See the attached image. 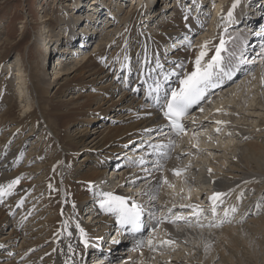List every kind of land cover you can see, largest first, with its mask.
<instances>
[{"label":"bare ground","instance_id":"1","mask_svg":"<svg viewBox=\"0 0 264 264\" xmlns=\"http://www.w3.org/2000/svg\"><path fill=\"white\" fill-rule=\"evenodd\" d=\"M131 1L76 0L73 7L74 12L69 14L71 17L57 16L53 20L45 19V21H50L51 31L56 32V39L61 38L60 44L55 46L54 50L56 51L53 50L56 55L53 51L49 53L51 57H57V62L60 61L63 65L60 68L56 67L53 72V75H57L54 76L55 81L59 83L63 80V77L59 75V70H63L62 74L66 77L62 84L57 87V91L53 95L51 94L52 96L50 95L51 92L47 90L51 87L50 84L48 83V87H45L46 85L44 86L41 83L42 91L40 92H43L44 97L41 98L38 106H36L37 108L33 111L35 119L32 117V113L27 114L24 118L20 117L21 119L16 117L13 120L15 126L13 125L9 131H5V137L4 135L0 137V180L3 177L13 180L25 176L24 173H26L27 167H22L24 171L20 170L21 167L18 168L23 149L30 139L29 136L37 135L41 139L42 136L40 135H43L45 137H43V144L40 146L41 148H37L40 151L34 155H44L52 141L56 143L62 139V142L68 146L66 147L62 143L56 144V154L61 153L60 159H54L52 163L49 161L50 165L46 163L47 171L53 174L56 173V176H54L57 183H60L66 189L65 192L62 190L64 196L62 200L60 199L61 190L60 192L57 191L59 194V202L57 203V200L51 199L53 198L51 196L52 185L49 182L33 180L34 184L21 188L15 187L11 195L0 198L2 200L0 202V231L2 226L7 223L6 216L10 218L14 207L21 208L20 217L16 221L18 223L14 222V227L12 226V229H9L11 232L9 231L8 235L5 234L2 237L3 241H1L2 238L0 239V264H65L69 256H72L74 264H87L89 260L90 264H96L97 254L95 253L99 252H101V257L97 260L99 261L98 264H164L167 262V264H237V262L238 264H264V242L252 239L247 234L248 232L253 236L264 235V202L261 201L264 197V84L261 83V77L264 75V55L261 54L264 53V47L261 48L258 45L262 34H264V0H239L236 9L241 8L237 11L233 9L231 18L228 17V11L232 8L234 0L225 3L222 0H180V3L183 2L184 6L182 4L178 5V0H166V4L161 5V9H158L157 0H142L141 2L136 0L137 3L132 6L135 8L138 6V8L131 12L129 21L117 36V41L112 45L108 44L107 40L110 39V36L102 43V35L98 34L101 32L105 34L111 27L116 26L119 22L116 17L120 16L118 14L114 15V12L112 13V7L110 8L108 3L114 9L117 7L121 12L119 14H122L123 9L127 8L128 4H132ZM160 2L162 4L161 0ZM208 2H211V5H208ZM242 3L244 6H242ZM78 5L91 11L77 13ZM212 6H215L213 10L217 15L209 12L208 8ZM106 8L108 9L106 10ZM192 9L195 11L194 14H190ZM145 14L148 15L149 20L144 19V23H146L142 26L139 20ZM256 14L257 16H255ZM221 17L223 23L221 21L220 25L219 20ZM226 20L231 21H228L227 24ZM232 20L233 23L231 24ZM208 21L212 24L209 23L210 27L206 30ZM226 24L227 26H225ZM196 31H198L197 34ZM215 31H217L218 37L210 38ZM49 32L50 30H46L41 37L37 36V41H42L48 37ZM192 33L199 37L196 39L194 47L188 48L184 37L188 36L189 39ZM44 34L47 35L43 36ZM82 34H85V36H82ZM221 36H226L225 40L231 38L233 42H230L227 47L229 50L230 48L235 50L237 56L243 51L245 58L251 60L249 54L253 49L255 55L252 61L254 63L242 65V70L238 71L236 75L244 72L234 81L233 79L225 80L221 86L209 90V94L205 98L208 101V106L202 107L203 111L200 110L199 113H196L197 124L188 121L187 136L183 135L178 139H174L177 134H174V130L165 120L158 105L148 95L150 86H154L152 77L141 76L137 69L150 70L149 65L155 67V60L158 58L163 65L161 73L164 71L171 73L175 66L181 63L184 64L183 70L190 71L199 45L205 40L212 42L209 57H206L208 59L214 53V45L219 42ZM65 39L68 42L64 41ZM90 42L95 45V48L81 54L82 48L89 45ZM112 47L114 48L111 49ZM76 53L81 55L77 57ZM125 55L131 58V70L121 68ZM107 56H110L109 59H107ZM72 58L74 62L71 60ZM145 59L149 62L147 65L137 63V61L143 62ZM18 71L23 72L22 67ZM177 71L180 70L177 69ZM254 73L256 74L253 75ZM17 75H20V73ZM111 76L114 78L109 80ZM153 76H155V73H153ZM242 76H246V79L250 77L249 81H242L237 84ZM253 77L258 81H253ZM160 79L162 80V75ZM178 80L177 75H170L169 80L163 82L161 92L177 87ZM23 82L22 80L18 81L19 85L15 89L17 94L15 100L17 99V101L23 100L20 90ZM122 85L128 88L125 89V92L120 93L118 97L116 96L117 98H114V92ZM230 85H233L232 88ZM77 86L86 88L95 86L97 93L80 95L77 98L72 96L64 101L61 96L63 92L67 88H76ZM224 90L227 92L226 94H224ZM211 92H214L215 96L210 101ZM229 94L240 96L244 101L243 112L235 110L233 114H245V111H247L248 114L246 115H251L249 108L254 102L255 106H259L256 108L260 109L255 111L254 114L256 116H259V113L261 114L262 123L259 124L260 129L257 131L259 135L256 136V130H250L249 125L242 123V117L239 115L233 116L231 119H227L228 117L225 115L219 119V121L225 120V127L228 126L225 129L226 131L231 130V134L236 133V137L238 136L237 138L241 139L239 143L235 144L234 148L232 147L233 153L236 155L231 164L227 165L229 162V159L225 156L228 152L227 145L220 147L222 140L220 137H215L218 126L211 124L217 119L209 111L212 105L214 106V103L218 102V99L224 100V97ZM81 99L85 100L82 101ZM50 101L52 102L51 105ZM236 102L240 103L239 100ZM223 103L219 107H223ZM226 106L228 107L229 104L226 103ZM228 108H232V106ZM196 110L198 111V109ZM261 111L263 112L261 113ZM12 113V110L6 111L8 116L14 114ZM149 113L151 114L149 115ZM218 115L219 109L216 112L217 118ZM0 118V126L3 127L6 120L4 117ZM65 120H68L67 123L62 125ZM38 121H41V124L47 122L48 125L45 124L42 127L43 124H40L38 127H34ZM56 121H59L60 128L64 129V134L61 137L54 129V125H50L54 122L56 124ZM69 121L75 122V127L71 128ZM31 122H33L31 132L25 136L26 127ZM114 123L117 124L114 125ZM80 124L84 126L80 127ZM90 126L94 127L91 129ZM160 126H163V129L159 131L157 129ZM234 128H237V130ZM150 131H152V134L149 137L147 135ZM218 132L220 133V130ZM173 140H175L174 145L177 146V149L175 150L171 145L166 158L161 159L156 155H147L151 151L147 147L149 142L169 145V142ZM12 142L15 143L13 147L9 146ZM38 142L40 143V141ZM217 142H220V145ZM39 143L35 145L38 147ZM205 149H210L218 156L215 158L217 163L210 160L209 164L213 186L207 189L197 184L196 191L201 189L203 191L192 195L191 192L193 186H195L192 176L196 175L197 165L199 164L198 161L192 159V156L196 158L205 157ZM131 150L137 157L136 159L132 156ZM222 151L225 155H222ZM80 153L84 156L77 163V155ZM190 153L192 155L184 158L185 155ZM217 153L221 156L219 157ZM29 154H31V151ZM93 156H96L95 162L90 159ZM138 157H144L146 161H149L143 166L148 169V172L143 171L138 162L133 164V161L139 160ZM84 161L85 163H83ZM156 164L160 166V170H157ZM110 166L113 167L111 179L107 177L108 167ZM173 169L183 171L180 176H176ZM128 176H130V179L126 180ZM39 178L41 177L39 176ZM164 178L167 179V183L164 182ZM133 180L136 181L135 184L132 183ZM68 182L71 185L74 184L72 189H76V192L78 191L77 188L84 187V190L80 189L81 195H77V192L75 195L78 197L74 196L73 198L67 187V185L71 187ZM89 182H91V186ZM39 183L45 186L43 188H45L46 194L45 197H43L44 194L42 197L40 196L38 200L41 201L40 203H34L39 195H42ZM108 183L114 184L110 185V188L107 185ZM104 185L106 186L104 187ZM35 186L37 188H34ZM150 186L156 189L155 207H152V203L149 202L147 196L139 195L142 190L146 191ZM105 190L130 196L138 203L143 204L146 209L142 217L145 228L139 234L140 237L146 234L144 238L147 239L144 241V245L139 248L126 249L125 252H121L124 255H121L120 259H117L120 256L118 255L120 254V248L116 247L119 244L115 243L114 246H111L109 238L110 235H117L114 240L116 238L119 241L123 233L118 231L120 227L116 222L115 215L101 210L96 200L101 192H106ZM214 192L230 193L224 198L225 204L217 209L218 219L210 213V200L203 199L204 194L208 193L210 197ZM51 200L54 206L55 203L57 204L55 212L58 217L61 216V221L56 230L48 232L53 233L52 236L57 235L54 238H47L51 243L45 249L42 248L44 246L42 244L45 243L38 244L41 241L39 237L45 234L35 231L32 236L37 237L40 241L35 238V241L28 239L26 245L21 243L27 248L32 247L31 250H25L23 253L24 246L22 248L17 247L21 232L25 235V229L27 227L29 229L28 224L31 222L33 224L35 221L38 222V226L47 225L43 219L52 210L53 205L50 207ZM74 200L75 202L72 203ZM173 204H196L207 208L205 216L201 217V223L205 227H196L195 219L191 221L192 227H189L183 221L175 224L168 222L157 224L158 219L166 212V208L171 207ZM73 205L75 206L73 207ZM90 206H94L97 211H91ZM37 207H42L41 211H38L35 217L29 220L30 216L33 217L31 212ZM225 207H235L237 210L230 212L225 222L221 224L220 219L224 216ZM3 208H7V215L3 214ZM83 209L84 212H89L86 213L88 216L86 215L85 220H82L81 216ZM191 211V209H180L179 207L173 209V212L186 217L190 216ZM152 213H155V216ZM28 220L29 222H26ZM51 221L49 226L52 227ZM65 221L68 222L67 225ZM209 222H215L220 226L209 227L207 226ZM77 223L87 234L88 247H85L81 242L79 230L76 228ZM102 223L105 225L102 226ZM153 227H156L154 234L151 231ZM69 232L72 233L71 236L68 235ZM238 237L241 238L242 249L234 243L239 244L240 238ZM149 238L156 241L172 239L175 244L170 247L157 248L154 251L147 245ZM215 240L220 242L224 240L225 248L230 251L228 247H232L231 251L236 249L237 253L229 254L228 251L223 250V247L224 253H221V247L217 246L218 243L214 242ZM69 243L73 245L75 255L68 253L67 245ZM205 245H208L207 250ZM38 249H41L40 252L30 253L32 250L37 251ZM244 249L246 253L250 254V258L245 259L246 262L241 255V251ZM86 250L89 255L83 262L82 259ZM141 251H144L143 257L140 256ZM173 253L175 254L173 255Z\"/></svg>","mask_w":264,"mask_h":264},{"label":"rangeland","instance_id":"2","mask_svg":"<svg viewBox=\"0 0 264 264\" xmlns=\"http://www.w3.org/2000/svg\"><path fill=\"white\" fill-rule=\"evenodd\" d=\"M75 1L76 0H0V117H4V119L6 120L5 121L6 122L5 125H3V127L0 126V137H3V135L5 134V131H9L12 128L13 125L15 126L13 120L16 117H19V119H21V118H24L29 113H32L33 114V111L35 110V108H37L36 106H38V102L41 100L42 97H44L43 92H40V91H42V89H41L42 88L41 87V83L44 86L46 85L45 87H48L47 84L49 83L52 88L50 87L47 90H49L51 92L50 95L51 94L53 95L55 93V91H57V87L60 86L62 84V82L64 81V78L66 76H63V74H62L64 72L63 70H59V73H60L59 75H61V77H63L62 82L57 83L55 81L54 76H57V75L56 74L53 75V72L56 70V67L60 68L63 65H61L60 61L57 62V57H51V55L49 54L50 52L52 53V51L55 49V46L56 45L60 44L61 38L60 39L59 38L56 39V32L53 33L51 31L52 28L49 25L50 24V21H47V20L45 21V19L49 18V19H52L53 20L57 16L71 17L69 14H71L72 12H74L73 11V7L75 6ZM141 1L142 0H138L137 2H141ZM157 1H158L157 2L158 9H161V5L164 6L166 4V0H161L162 1V4H161L160 0H157ZM205 1H208V0H205ZM222 1H223V3H225L226 1H229V0H222ZM131 2H132V4H130V5L128 4L127 8L123 9L122 14H119L121 12L118 10L117 7H116V9H114V7L110 3H108L109 7L110 8L112 7L111 8L113 10L112 13L114 12V15L115 14H118L120 16L119 17H116V20L119 21L116 26L111 27L110 30H107V32L105 34H102V32L100 34H98V35H102L101 36L102 43L105 41L106 38H108L110 36H111L110 39L107 40L108 41V44H111L112 45L115 41H117V36H118L120 30L125 26V24L127 23V21H129L131 12L132 11L134 12L135 9L138 8V6H137V8H135L134 6H132V5H134V3H137L136 0H132ZM177 3H178V5L182 4L184 6L183 2L180 3V0H178ZM208 5H211V2H208ZM215 5H218V4H215ZM185 6H187V5H185ZM242 6H244V4ZM214 7L215 6H212V7L208 8V10H209V12L211 14H214L215 13V11L213 10ZM240 8L241 7H239L238 9H236V7H235L234 10L236 9L235 11H237ZM107 9L108 8H106V10ZM125 10H126V12H124ZM83 11L84 12H89L91 10H89V9L86 10L85 7L78 5L76 12L77 13H80V12H83ZM92 12H93V9H92ZM191 13H193V14L195 13L194 9L190 10V14ZM226 14H227V12H226ZM215 15H217V14L215 13ZM109 16H111V15H109ZM255 16H257V14ZM144 19H148V15L145 14L144 17L139 20L141 22V25L142 26H144V24L146 23V22L144 23ZM158 20H159V18H158ZM24 21H25V23H24ZM221 21L223 23L222 17L219 20V23ZM228 21L230 22L231 20H226V23L227 24H228ZM209 23H211V22L208 21L206 23V30H207V28L210 27L209 26ZM232 23H233V20H232L231 24ZM227 24L225 26H227ZM220 25H221V23H220ZM46 30L47 31L50 30V32H49L48 35L47 34H44L43 36H46L47 35L48 37H46L42 41H37L38 40L37 39L38 38L37 36H40L41 37V35ZM195 33L197 34L198 31H196ZM195 33H192V36H190V38L192 37L191 39L189 38V40H191V42H192L193 45L196 44V39L199 37V36L195 35ZM217 35H218L217 34V31H215L210 38H217L218 37ZM82 36H85V34L84 35L82 34ZM182 37H184V36H182ZM186 37H188V36H186ZM225 37L226 36H224V38ZM210 38H209V40H210ZM184 39H185V37H184ZM66 40L67 39H65L64 41H66ZM262 41H264V38L262 39ZM66 42H68V41H66ZM211 45L212 44L209 45V48L210 49H211ZM87 46L84 47V48H82L81 54H85V53H87V52H89V51H91V50H93L95 48V45L94 44L92 45V42H90V44L87 45ZM113 48L114 47H112L111 49H113ZM230 50H231V48H230ZM54 51H56V50H54ZM54 55H56V52H54ZM80 55L77 54L76 56L79 57ZM254 55H255V53L253 52V49H252L251 50V54H249V57H250L251 60L253 59ZM109 57L110 56H107V59H109ZM71 60L74 62L73 58ZM16 64H18V65H16ZM20 67H22L23 72L18 71V69ZM19 73H20V75H17ZM241 74L236 75V77L233 79V81L236 78H238V76L241 75ZM255 74L256 73H254L253 75H255ZM71 75H73V74H71ZM251 77H252V74H251ZM113 78L111 76L109 80H111ZM249 78L246 79V76H242L240 78V80L237 82V84H239L242 81H247L248 82L249 81ZM20 80H22V82L24 81L22 83V88L20 89L21 92H22V98H23V100L22 101H17V99L15 100V98H17V94L15 93V89L19 85L18 84V81H20ZM252 80L253 81L254 80L255 81H258L254 77L252 78ZM37 82H39V83H37ZM53 85H54V87H53ZM123 85L120 86L121 88H119L117 90L118 92L117 91L114 92V98H117L120 93H123V92L126 91L125 89L128 88V87H125ZM232 86L230 85L231 88H232ZM90 93H97V91L95 90V86L87 87V88L86 87H78V86L76 88L70 87V88H67L63 92L62 95L61 94L60 95L62 96V99H64V101H67V99H69L72 96L75 97V98H77L80 95H89ZM226 93L227 92H225V90H224V94H226ZM228 96H227L228 98L227 97H224L225 98L224 100L222 98H220L222 100H219L218 99V102L214 103V106L212 105L211 110L209 111V112H212L214 118L217 119V120H215V122H213L211 124L218 126V129L220 130V133L218 131H217L218 133L216 132L215 137H220L221 140H222V143L220 145V142H217V144L220 145V147L221 146L224 147L225 144L227 145L226 146V149L228 150V152L226 153V155L224 154L223 151L221 152L222 155H225L229 159L228 160L229 162L227 163V165L231 164L233 158L235 157L236 154L233 153V148H234L235 144H237V143L240 142L241 139L237 138L238 136L236 137V133L231 134V130H228V131L225 130L226 128H228V126L225 127L226 123L225 124L224 123L217 124L216 121H219V119L222 118V117H224L225 115L228 117L227 119H231V118H233V116L235 117V116L239 115V116L242 117V120H241L242 123H244L246 125H249L250 126L249 127L250 130H256V136L259 135V133L257 131H259V129H260L259 124L262 123V116H261V114L259 113L258 114L259 116H256V114H254L255 111L260 110L259 108H256V107H259L258 105L255 106V103L253 102L252 105H251V107L249 108V112H250V114L252 116L251 115H246V114H248V113H246L247 111H245V114L238 113L236 115V114H233V112L235 110H237V112H240V111L243 112V110H244V101L242 100V98H240V96L239 97L235 96V94L234 95H232V94L230 95L229 94ZM81 100L83 101L85 99H81ZM234 100L235 101H238L239 100L240 103H238V102L235 103ZM241 101H243V102L241 103ZM222 102H224L223 103L224 104L223 107H221L222 106ZM258 102H259V100H258ZM226 103H228L229 106H232V108H228L229 106L227 107L226 106ZM51 104H52V102L50 103V105ZM219 105H221V106L219 107ZM238 106H240V107H238ZM214 107H215L216 112L219 109L218 118L216 116V112L214 110ZM5 110L6 111L7 110L8 111L9 110H12V112L14 113V114L13 113L12 114L14 116L13 115H9L8 116L6 114V111ZM64 110H66V109H64ZM229 111H232V112H229ZM263 111H261V113ZM32 117L35 119V115L34 114L32 115ZM0 120H1V118H0ZM67 121L68 120H65V122H62V125L66 124ZM224 121L225 120L223 119V122ZM40 122L41 121H38L37 125L34 126V127H38L41 124ZM236 122H239V121H236ZM69 123H70L69 125L71 126V128L75 127V122L69 121ZM0 124H1V122H0ZM42 124H41L42 127L45 124L48 125L47 122H45V124L44 123H42ZM59 124H60L59 121H56V124H55V122L53 124L50 123V125H52V126L54 125L53 126L54 129L56 130L57 134L61 137V136H63L62 134H64L63 133L64 132V129L63 128H60V125ZM115 124H117V123H114V125ZM56 125H58L57 126V129H56ZM79 126L80 127H83L84 125L83 124H80ZM31 127H33V122H31L26 127V130H25V133L26 134L24 133L25 136L28 135L31 132ZM90 127L92 129L94 126H90ZM104 127H105V125L103 126V128ZM162 129H163V126L162 127L160 126V127H158L157 130L160 131ZM234 129L237 130V128H234ZM148 133H147L148 134L147 136L150 137V134H152V131H150ZM40 136H42L41 139L37 135L36 136L35 135L34 136L33 135L29 136L30 139H29L28 143H26V147H24V149H23V153L21 154V160L19 161V165H18V168H20V167L21 168L22 167H27V171H26V173H24L25 176L20 177V183L18 185H16L15 187L21 188V187H25L26 185L34 184L35 182H32L33 180H39V181L40 180H45L46 182H49L52 185V193H51V196L53 198H51V199L54 200V201L57 200L56 202L58 203L59 202V194L57 193V191L59 190V192H60V190H61L60 199L62 200V197H64L62 195V190H63V192H65V189L66 188L62 187V185L60 183L59 184L57 183L56 178H55L56 173L53 174V173H50V172L47 171L48 168L46 166V163L50 165V163H52L54 159L55 160H59L60 159V154L61 153L58 152L56 154V150H55V145L56 144L57 145H58V143H60V144L62 143V145H66V144H64L62 142V139H61V141H58L56 143L54 141H52L51 144L46 149V153L44 155H38V154L34 155L36 152H39L40 151V149H37V148H41L40 146L43 144V137L44 136L43 135H40ZM4 137H5V135H4ZM38 141H40V143ZM37 143H39V146L38 147L36 146ZM14 144L15 143L12 142V144H10L9 146L13 147ZM66 147H68V146L66 145ZM173 148L176 150L177 149V146H174ZM73 150H74V147H73ZM30 151H31V154L28 155V153ZM131 153H132V156L136 159L137 157H135V154H133V150H131ZM214 153L215 152H211L210 149H208V150L205 149V157H203V158L202 157L201 158H199V157L196 158L195 156H192V159L195 160V161H198V163H199L197 165L198 166L197 167L198 169H196V172L198 173V174L196 173L197 176L196 175L195 176L194 175L192 176V179H194V184H195V186H193L194 184L191 185V186H193V190L191 192L192 195H193V193H197V192L203 191L202 189L196 191V188H197L196 186H198V185H201V187L203 186L204 188H207V189L212 188V186H213L212 185L213 179H212V173L209 171V164H210V160L212 162L217 163V159H215V158H217L218 156L216 154H214ZM217 154L219 155V157L221 156L219 153H217ZM190 155H192V153H190L189 155H185L184 158H187ZM83 156H84V154H81V153L77 155V158H78V159H76V161L78 160L77 163H79V161L81 160V158ZM213 156H215V157H213ZM90 159H91V161L95 162L96 161L95 160L96 159V156H93ZM207 159H209V160H207ZM200 160H202V161H200ZM49 161H50V163H49ZM83 163H85V161ZM83 163H82V165H84ZM115 167H117V166H115ZM23 169L24 168H22L20 170H23ZM28 169H30V170H28ZM108 169L109 170L107 172V177L109 179H111V177L113 176L112 175L113 172L111 171L113 169V167L110 166V167H108ZM27 172H29V173H27ZM45 172H46V174H45ZM39 176L41 178H39ZM129 179H130V176H128L126 178V180H129ZM142 179H140V180H142ZM9 181H11V179H6V177H3V179L0 180V184L6 185ZM68 183H69V185H71L70 182H68ZM84 184H87V183H84ZM113 184H109L108 183L107 185L110 187V185H113ZM21 185H24V186H21ZM39 186H41L40 188H41V191H42V195H39V198L36 199L34 201V203H40L41 201H38L40 199V196L42 197L43 194H44L43 197H45V194H46V192H45L46 190H45V188H43L45 186L42 185V183H39ZM73 186H74V184H72L71 187H69L67 185L69 191L72 193L70 195L73 198H74V196L78 197L77 195H81L80 189L81 190H84V187H82L80 185L81 187L80 188H77L78 194L75 195V193H77V192H76V189L75 190L72 189ZM34 188H37V186H35ZM191 193H190V195H191ZM30 195H31V193H30ZM247 195H249V194H247ZM250 197H252V196H250ZM205 198L209 199L208 193L204 194L203 199H205ZM99 199L100 198H96V200H99ZM75 200L72 203H74ZM261 201L264 202V197L262 198ZM50 207H51L52 210H50L48 212V214L46 215L47 217H45L43 219V221L45 220L44 222L47 223L46 226H38L37 225L38 222L35 221L34 224H33V222H31L32 224L31 223L28 224L29 229H28V227H27V229H25L26 230L25 235L21 232V235H20V238H19V241H18V245L19 246L17 245V247L22 248V246H24V250L22 251L23 253L25 252V250L28 251V250H31L32 249V247L31 248L28 247L29 248L28 249L27 246H25V245L27 244L28 239L31 240V241H35L36 240L35 238H37V237H33L32 236L35 231L36 232L39 231V232L45 234V235H41L39 237V239L41 241L38 240V238H37V240L40 241L38 244L45 243V244H42V246L44 245L42 248H45V249H47L48 246H49V243H51L49 239L47 240V238L48 237L54 238L57 235L56 234L55 236H52L53 233H49L48 231L52 232V230H54V229L56 230L59 227V224H60V221H61V216L59 215V217H58L57 214H56V212H55V209L57 207V204L56 203H55V206H54V203L52 201ZM20 209H21L20 207H14L13 213L10 214V218L8 216H6L7 217V223H5L2 226V229L0 231V239L3 236H5V234L8 235L9 231L11 232V230H9V229H12V226L14 227V225H13L14 222L18 221V219L20 217L19 216L20 215ZM41 209H42V207H40V208L37 207V209L35 208L34 209L35 211L33 210V212H31L32 213L31 215H33V217L30 216L29 220L31 218H34L35 215H36V213L38 211L40 212ZM206 209L207 208H204L205 211H206ZM90 210L91 211H97L94 208H92ZM82 211H83V212H81L82 213L81 214L82 220H85V217L87 215L86 213H89V212H84V209ZM2 212H3L4 215H7V208H3V211ZM216 219H218V217H216ZM29 220L26 221V222H29ZM50 220L53 221V222L51 221L52 227L49 226L50 225ZM16 223H18V222H16ZM103 225H105V224L102 223V226ZM34 227H35V230H34ZM28 234H30V235H28ZM247 234L250 235L249 237H252V239L254 238L255 240H258L259 242H261V240H262L264 242V235L253 236V235H251L248 232H247ZM26 235H28V236H26ZM30 236H32V237H30ZM238 238H240V237H238ZM230 240H231V238H230ZM1 241H3V238L1 239ZM222 241H224V240H221V242L215 240L214 242H217L218 243L217 246L219 245L218 247L219 248L221 247L220 248L221 250H222V247H223L224 248L223 250L228 251L227 248H225L226 247L225 244H224L225 241L224 242H222ZM234 241H236V240L234 239ZM21 243H24V244L26 243V244L25 245L24 244L21 245ZM234 243L236 245H239L241 247V249H242V246H241L242 245L241 238H240L239 244L236 243V242H234ZM231 248L232 247H228V249H230V251H228V253L229 254H236L237 253L236 249L234 251H231ZM35 249H36V247H35ZM41 249H38L37 251L32 250V252H30V253H33V252L35 253V252H38V251L40 252ZM223 250H222L221 253H224ZM143 253H144V251H141L140 252V256L141 257H143ZM175 253H173V255ZM95 254H97L95 263L98 264L99 261H97V260H98V258L101 257V252L95 253ZM244 254H246L245 257H244ZM118 255H120V256L117 259H120L122 254L120 253ZM241 255H242V257H243V259H244L245 262H246L247 258H250V254L246 253L245 252V249L241 251ZM47 258H49V257H47ZM167 263H164V264H167ZM237 264H238V262H237Z\"/></svg>","mask_w":264,"mask_h":264},{"label":"snow or ice","instance_id":"3","mask_svg":"<svg viewBox=\"0 0 264 264\" xmlns=\"http://www.w3.org/2000/svg\"><path fill=\"white\" fill-rule=\"evenodd\" d=\"M239 0H234L232 8L228 11V17L231 18L233 14V9L236 7V4ZM187 19V17H185ZM185 42L188 48H193V44L191 40L185 37ZM233 42L231 38L229 40H225L223 36L219 38V42L214 45V53L209 57V52L211 49L209 45L212 43L211 41L205 40L199 45L198 52L195 55L192 61V70L186 71L184 69V64H178L172 70L171 73L164 71L161 73L163 69V65L157 58L155 60V67H150L148 71H145L143 68H138L137 71L140 72L141 76H149L153 79V85L150 86L148 95L153 98L155 103L158 105L162 115L169 122V126L176 131V134L179 135L181 133H185V128L182 123L183 118L187 115L189 110L193 105H199L209 94V90L215 89L221 86L225 80H232L238 71H241L242 65H248L254 63L252 60H248L244 56V52L241 51L239 56L235 50H229L227 45ZM261 55H264L262 53ZM138 64L143 63L147 65L149 62L145 59L143 62L137 61ZM107 66V65H106ZM131 58L127 55L124 56V62L121 63V68L126 70H131ZM179 69L180 71H177ZM155 73V76H153ZM162 75V80L160 76ZM170 75H177L179 77L178 85L175 88H171L170 90H164L161 92L163 87V82L169 80ZM118 79L120 77H117ZM261 83L264 84V75L261 77ZM203 111V109H200ZM151 113H149L150 115ZM217 124L224 123L223 121H216ZM219 131V129H217ZM171 145H174V141H170L169 145H165L163 143L156 144L149 142L147 147L151 149L147 155L152 156L156 155L161 159L166 158L169 154L168 149ZM139 163L142 166V170L148 172L147 168L143 166L148 163L144 159V157H140L138 161H133V164ZM157 170H160V166L158 164L155 165ZM183 170L181 169H173V173L176 176H180ZM211 171V170H209ZM151 173L149 172V175ZM164 182L167 183V179L164 178ZM20 183V178L17 177L11 181H9L6 185L0 184V198L11 195L15 186ZM90 186H91V182ZM133 184L136 183L135 180L132 181ZM158 188V185H157ZM156 189L153 187H149L146 191L142 190L139 195L147 196L150 203H152V207H155L154 202L157 199L155 194ZM230 193H222V192H214L209 200L211 202L210 213L215 218L217 217V209L225 204V197ZM2 202V200H0ZM99 208L106 213L114 214L117 222L129 228L132 231H139L143 228V220L142 217L145 214V207L143 204L138 203L130 196L119 195L112 191H106L100 193V199L97 201ZM75 205H73L74 207ZM179 207L180 209H191L190 216L186 217L182 214L173 212V209ZM237 209L235 207H225L224 208V216L220 219V223L222 224L227 219L230 212H235ZM155 216V213H152ZM205 216V210L201 205L196 204H173L171 207L166 208V212L164 215L158 219L157 224L168 222L175 224L177 222L183 221L185 224H188L189 227H192V219H195L196 227L203 228L205 225L201 223V217ZM67 221L65 224L67 225ZM209 227H219L220 224L215 222H209L207 225ZM76 228L79 230L81 242L85 247H88V240L86 238L85 230L80 226L79 223L76 224ZM152 233L156 232V227L151 229ZM69 236L72 235L71 232L68 233ZM113 243H119V241H113ZM143 241H141V245ZM175 244V241L172 239H161L159 241L154 240L153 238H149L147 240V245L152 250H157V248L170 247ZM208 245H205V249L207 250ZM68 253L75 255V249L71 243L67 245ZM65 264H74L72 260V256H69L68 260L65 261Z\"/></svg>","mask_w":264,"mask_h":264},{"label":"built area","instance_id":"4","mask_svg":"<svg viewBox=\"0 0 264 264\" xmlns=\"http://www.w3.org/2000/svg\"><path fill=\"white\" fill-rule=\"evenodd\" d=\"M114 236H112V238H113Z\"/></svg>","mask_w":264,"mask_h":264}]
</instances>
